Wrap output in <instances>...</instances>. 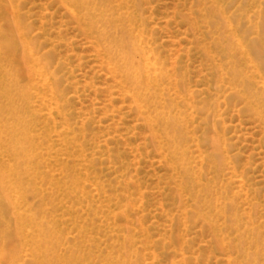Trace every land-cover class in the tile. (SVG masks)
Wrapping results in <instances>:
<instances>
[{"label":"rangeland","instance_id":"rangeland-1","mask_svg":"<svg viewBox=\"0 0 264 264\" xmlns=\"http://www.w3.org/2000/svg\"><path fill=\"white\" fill-rule=\"evenodd\" d=\"M0 177V264H264V0H0Z\"/></svg>","mask_w":264,"mask_h":264},{"label":"bare ground","instance_id":"bare-ground-1","mask_svg":"<svg viewBox=\"0 0 264 264\" xmlns=\"http://www.w3.org/2000/svg\"><path fill=\"white\" fill-rule=\"evenodd\" d=\"M139 41H141L143 39L142 36H139ZM24 47L25 50H22ZM137 48V67L136 68H129L128 69V74L129 76L135 80V81H143L146 84H151L154 86V88L157 86L158 80H157V66L154 62H152L150 55H147V52L144 50L143 45L141 46L139 43L136 46ZM18 47H16V53L18 52ZM21 50H22V54L24 58H27L29 60H31V63L33 65L36 64V62L34 61V57H33V53L30 52L29 47L26 46H21ZM4 179H6L4 177ZM2 177H0V208L5 207V205H8L9 203V199L13 200L12 197H14L13 194H11V191L9 190V186L7 184V181H5ZM13 192V191H12ZM17 239L20 241L21 239V243L23 242V240L25 238H21L20 234H16ZM5 235L4 233H2L0 231V260H1V256L5 257V254L3 253L2 250H4L5 248ZM24 244V243H23ZM20 248L19 247H14L13 252L11 254L10 257H6V261L8 262V264H11L14 262L15 258H16V254L18 253V250Z\"/></svg>","mask_w":264,"mask_h":264}]
</instances>
